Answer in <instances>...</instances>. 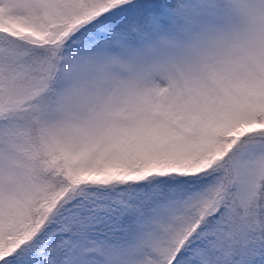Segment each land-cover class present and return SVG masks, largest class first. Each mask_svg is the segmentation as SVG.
Segmentation results:
<instances>
[{"label": "snow or ice", "instance_id": "6c2138e0", "mask_svg": "<svg viewBox=\"0 0 264 264\" xmlns=\"http://www.w3.org/2000/svg\"><path fill=\"white\" fill-rule=\"evenodd\" d=\"M0 264H264V0H0Z\"/></svg>", "mask_w": 264, "mask_h": 264}]
</instances>
